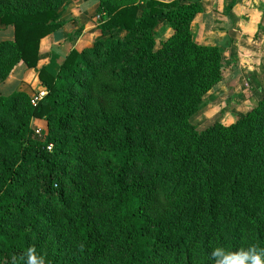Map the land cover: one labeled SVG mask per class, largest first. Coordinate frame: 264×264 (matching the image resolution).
<instances>
[{
  "label": "trees",
  "instance_id": "16d2710c",
  "mask_svg": "<svg viewBox=\"0 0 264 264\" xmlns=\"http://www.w3.org/2000/svg\"><path fill=\"white\" fill-rule=\"evenodd\" d=\"M59 3L0 0V83L22 62L45 91L0 94V264L30 246L47 264H211L217 245L264 247V97L229 125L190 121L224 77L218 47L190 31L200 5L99 0L102 37L50 73L39 43ZM161 18L172 33L157 41Z\"/></svg>",
  "mask_w": 264,
  "mask_h": 264
},
{
  "label": "crops",
  "instance_id": "0c3cea01",
  "mask_svg": "<svg viewBox=\"0 0 264 264\" xmlns=\"http://www.w3.org/2000/svg\"><path fill=\"white\" fill-rule=\"evenodd\" d=\"M143 1L145 0H135L138 4ZM156 1L169 3L174 0ZM176 1L200 5L201 11L190 23L193 39L199 44L217 46L222 63H230H227L230 71L224 75L221 82L225 86L229 85V96L234 100H229V111L225 107L226 104L219 110L223 114L221 123L229 125L238 116L245 115L252 105L250 103L243 109L237 103L238 96L246 104H249L248 98H253L248 95L247 86H251L255 101L264 94V0ZM98 6L99 0H60L57 10L62 25L40 40L39 66H45L50 73H55L71 49L81 51L90 47L95 39L102 37L96 19ZM171 33V28L161 18L156 28V38L158 41L165 40ZM9 37L11 29L0 28V40ZM7 85L10 92L23 91L30 98L45 93L37 72L29 70L22 62H19L8 78L0 83V87ZM3 90L6 89L0 88V94H5ZM261 93L262 95H259ZM32 124L39 126L42 122L34 119Z\"/></svg>",
  "mask_w": 264,
  "mask_h": 264
},
{
  "label": "rangeland",
  "instance_id": "374dc122",
  "mask_svg": "<svg viewBox=\"0 0 264 264\" xmlns=\"http://www.w3.org/2000/svg\"><path fill=\"white\" fill-rule=\"evenodd\" d=\"M157 41H158V38H157ZM227 63L230 64L229 62H227ZM227 63L226 62H224V64L222 63V71H223L224 75H227L230 71L229 65ZM226 80L227 79H225V81ZM218 84H217L218 86L217 85L214 86L211 90H209L205 94L202 107L190 119L191 123L199 131L205 129L206 127H208L209 125H212L213 123H216V122L221 123L223 114H222V111H219L220 108L223 107L224 104H226L225 107L227 108V111H229V107L231 104V101H229V100H234V99H232V97L230 98V96H229L230 95V91L228 89L229 85L226 84V86H225L224 83H222V82H220ZM0 88L6 89V90H3L4 91L3 93H5V94L8 93V91H9V90H7L9 88L8 85L4 86V87H0ZM247 88H248L247 89L248 95L250 97H253V98L247 99V100H250L249 104L248 103L246 104L240 98V96L237 97V100H238L237 103H238V105H240L239 107H241L243 109H245L246 105H250V103L252 104L249 111L246 114H248L251 111V109L254 108L258 104V102L264 97V94L262 95V93H261V94H259V95H262L261 97H259L260 99L258 101H255L254 100L255 96L253 95L251 86H247ZM259 91L261 92V90H259ZM256 94H257V92H256ZM259 95H257V97ZM235 104H236V102H235ZM245 115H243V116H245ZM239 117L240 116H238L237 119ZM225 118L227 119V117H225ZM237 119H235L233 122H235ZM228 120H230V119H228ZM31 126H32V130H34V131L37 128H39L41 131L42 125L35 126V125L31 124Z\"/></svg>",
  "mask_w": 264,
  "mask_h": 264
},
{
  "label": "clouds",
  "instance_id": "9594fccd",
  "mask_svg": "<svg viewBox=\"0 0 264 264\" xmlns=\"http://www.w3.org/2000/svg\"><path fill=\"white\" fill-rule=\"evenodd\" d=\"M209 260L211 264H264V247L253 244L231 249L217 245L209 253ZM24 264H47V261L35 246H30L24 253Z\"/></svg>",
  "mask_w": 264,
  "mask_h": 264
},
{
  "label": "built area",
  "instance_id": "2783aa9c",
  "mask_svg": "<svg viewBox=\"0 0 264 264\" xmlns=\"http://www.w3.org/2000/svg\"><path fill=\"white\" fill-rule=\"evenodd\" d=\"M96 19H97V21L99 20V15H97ZM39 97H41V95H34V96H32V97H31V102L34 104L35 101H36ZM34 132H35V134H39V133H40V129L37 128V129H35ZM47 150H51V145H48V146H47Z\"/></svg>",
  "mask_w": 264,
  "mask_h": 264
}]
</instances>
